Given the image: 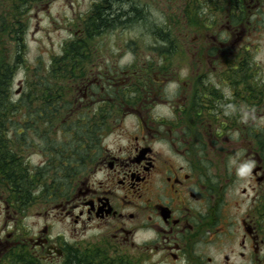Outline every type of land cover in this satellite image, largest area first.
Returning a JSON list of instances; mask_svg holds the SVG:
<instances>
[{
	"label": "flooded vegetation",
	"instance_id": "flooded-vegetation-1",
	"mask_svg": "<svg viewBox=\"0 0 264 264\" xmlns=\"http://www.w3.org/2000/svg\"><path fill=\"white\" fill-rule=\"evenodd\" d=\"M16 1L10 12L24 43L25 14L59 6V32L69 34L61 50L90 52L85 76L58 92L65 113L49 123L63 128L53 138L58 155L43 147L39 156L77 159L79 112L99 132L86 140L96 147L81 181L20 191L0 171V264H76L83 252L93 264H264V72L251 40L264 26L249 17L264 0H167L177 9L166 10L149 0L168 18L160 30L169 49L182 48L172 38L196 18L203 32L185 36L188 50L210 43L207 58L190 54L199 58L185 59L180 73L156 75L99 56L109 47L100 37L145 20L142 0ZM125 94L114 115H101ZM66 222L69 239L58 231Z\"/></svg>",
	"mask_w": 264,
	"mask_h": 264
},
{
	"label": "rangeland",
	"instance_id": "rangeland-1",
	"mask_svg": "<svg viewBox=\"0 0 264 264\" xmlns=\"http://www.w3.org/2000/svg\"><path fill=\"white\" fill-rule=\"evenodd\" d=\"M156 3L159 8L164 10L168 8L177 9L176 6L171 7L169 1L167 0H159ZM12 4L15 5L16 2H11V0H0V62L5 60L6 62L11 63V65H14L18 55L16 51L17 48L15 47L14 37L11 35V30L15 29V26H17L16 19L13 17L14 14L10 12ZM140 5L143 8L145 20L140 21L139 23L131 24V27H128L124 33L119 35L106 34L103 37H100L98 39L99 41L101 40L109 43V47L100 50V57L113 59V62L117 63V65L119 64L121 68L130 66L132 68H138L139 70L143 69L145 72H148L151 75L176 72L182 67L183 61L190 57V54L194 55V53H198L199 56L205 57L206 55L207 58V50L210 43H206L205 46H203V41L200 40L199 43L195 45L193 50H188L192 47V44H189L188 46L189 41L185 36L189 35L190 37H193L199 33V31L201 33L203 32L201 31L202 27L197 18L196 24H192L190 29L187 31L182 30L177 33V36L175 35L172 38L174 43L177 42V45L182 44L183 49L177 46L169 49V45H167V41H165L167 39V34L160 30V28L163 29L164 23L168 21V18L163 15L165 13L159 12L155 6V3L149 0H142ZM259 9L260 12L255 10L253 11L254 14L249 16L250 23L254 26H264V3ZM64 14L65 10L61 9L59 6H55L49 15H45L40 11H32V13L25 14L22 21L26 31V47L25 51L23 50V53L25 52L24 56H22L24 58V63L19 65L16 69L11 87L12 93L15 97H17L23 91L25 93V88H27L29 85L28 75H31V71H33L38 66H41L45 72V70L51 65L52 58L55 56L60 57L59 54L62 51L61 46L69 39V34L59 32L60 24L63 23L62 17H64ZM175 38H178V40H175ZM251 40L254 45L255 63H257V65L261 67L262 71L264 72V27H262V29L257 32L254 31ZM117 42L122 43L120 47H116ZM197 58L199 57H196V59ZM196 59L193 60V58L190 57L189 62H196ZM178 72L180 73V71H177V73ZM171 75L173 76V74ZM124 96L127 95H122L120 98L118 97L113 102H111V107L106 109V114L102 113L101 115H114V107L116 105H120L119 102L124 100ZM57 100L59 101V99ZM85 110L86 108H83V111ZM63 113L61 112V115H63ZM86 115L87 113L85 112H79L77 114L76 122H78L80 119L82 120V118H84ZM86 121H90L89 117L88 119L84 118L83 121H79V123L81 125H86L88 123ZM131 122V119L123 121L121 128L123 130L128 129L129 126H132ZM56 125L58 126V124ZM54 128L55 127H53V129L48 132L50 139L58 137V132L63 129ZM98 132L99 130L93 127L91 139H96ZM10 134L13 135L14 132L11 131ZM11 137L12 136H10V138ZM77 140L78 138L76 135V144ZM79 141V144L81 143L82 145L80 151L85 155L83 165L84 172L78 177V165H76L72 171V176H76V179L81 181L86 175V167L90 164L88 155L92 153L96 145H94L92 141H86L83 136H81ZM36 145H38V142L35 144V146L27 150L28 152H26V154L29 156L27 161L31 167H42L45 161L43 162L42 157L39 156V148H37ZM23 167L27 168L26 166ZM45 167L48 168L49 163L45 162ZM69 226L70 225H68V222H66V224L61 227V230L58 229V231L63 233L66 239L70 238ZM84 236V243H91L92 236H90L89 233L85 234ZM80 240L83 242L82 239ZM86 256L87 252H83L82 254H79L78 258L85 259L84 257Z\"/></svg>",
	"mask_w": 264,
	"mask_h": 264
},
{
	"label": "trees",
	"instance_id": "trees-1",
	"mask_svg": "<svg viewBox=\"0 0 264 264\" xmlns=\"http://www.w3.org/2000/svg\"><path fill=\"white\" fill-rule=\"evenodd\" d=\"M15 2L18 1L15 0ZM15 19L18 20L17 17ZM21 30L14 29L13 31L18 55L15 64L7 65L4 60L0 62V171L4 182H6V175H14L20 191L25 186L42 185L48 188L64 185V181L73 175L75 164L78 165L77 176L83 174L85 155L80 151L82 145L79 144V140L81 136L86 140L90 139L93 131L90 126L79 123L83 120L78 121L76 160H71L68 154L67 160L63 158L48 160V168L31 167L30 165L26 166L27 168L23 167L27 161L21 155H26L27 150L35 146L37 142V148L48 147L52 149L50 151L53 155H58V152L54 150L56 142L50 139L48 134L53 129L49 123L58 121V117L61 115L57 108L60 104L57 99H65L63 98L65 96L58 92L69 90L73 78L80 81L85 76L86 65L83 59L88 57L90 52L85 46H65L59 54L60 57L52 58L51 65L45 72L41 66L31 71V75H28L29 85L25 88V93L23 91L15 97L11 87L16 69L24 63L22 56H24L23 50L25 51L26 47L23 41L24 33ZM86 41L85 38L82 42L85 44ZM84 118L88 119V116L86 115ZM11 131L14 132L13 135L10 134ZM10 136L13 140L12 147H10ZM10 153L14 157L11 162H7L9 160L7 155ZM65 172L68 175L67 178H65ZM84 258L79 259L76 264H93V261L90 262L87 256Z\"/></svg>",
	"mask_w": 264,
	"mask_h": 264
}]
</instances>
